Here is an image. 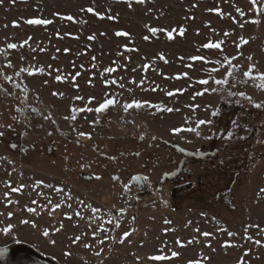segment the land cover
Masks as SVG:
<instances>
[{"label":"rangeland","instance_id":"1","mask_svg":"<svg viewBox=\"0 0 264 264\" xmlns=\"http://www.w3.org/2000/svg\"><path fill=\"white\" fill-rule=\"evenodd\" d=\"M257 7L259 14L250 0H0V46L8 53L7 58L0 55V69L14 79L21 67L44 68L20 77L28 89L27 105L38 110L37 117L15 112L14 106L23 107L21 96L11 85L1 84L6 94H0V247L31 264H43L38 257L53 264H264V108L239 97L222 99L220 93L193 99L203 87L216 86L196 81L207 77L202 69L218 65L189 59L236 56L233 63L244 70L252 63L264 72V0H257ZM31 18L52 23L29 25ZM252 19L260 23L249 22ZM149 28L162 31L152 33ZM241 37L247 43L237 48ZM25 40L28 43L19 46ZM209 40H223V51L203 49ZM8 43L18 46L7 49ZM8 61L12 67H5ZM190 64L193 67H187ZM109 67L114 71L104 72ZM225 70L214 75L223 78ZM183 73L188 75L176 78ZM237 76L243 79L239 71ZM113 79L116 84L105 85ZM181 89L187 90L175 91ZM229 90L264 102V90L252 81L231 84L230 78ZM106 92L122 93L121 103L135 98L179 111L145 107L125 113L116 107L101 113L96 123H90L97 121L94 111L71 119V108H83L90 96L100 101ZM33 94H38L37 101ZM193 104L199 107H187ZM217 107L219 115L213 117ZM49 113L52 119H45ZM197 119L212 121L201 126L199 137L170 131L194 127ZM234 120L241 127L226 141L221 137ZM23 124L27 129L21 139ZM79 132L91 133V138ZM14 142L19 145L15 150ZM21 146L32 150L22 153ZM46 146L57 147L56 164L38 152ZM112 174L118 175L116 180ZM137 174L146 178L142 192L132 184ZM9 180L12 187H26L13 193L6 185ZM55 204L60 206L53 210ZM93 208L100 211L93 213ZM9 224L12 228L5 234ZM124 232L130 235L121 243ZM205 232L211 235H202ZM77 236L80 240L73 243ZM161 249L165 255H179L149 259Z\"/></svg>","mask_w":264,"mask_h":264},{"label":"snow or ice","instance_id":"2","mask_svg":"<svg viewBox=\"0 0 264 264\" xmlns=\"http://www.w3.org/2000/svg\"><path fill=\"white\" fill-rule=\"evenodd\" d=\"M137 2L139 3H143V0H137ZM250 3L253 5V8L256 10L257 14H259L260 12V9L257 7V0H250ZM131 6V5H129ZM87 11L89 12H92L93 9L92 8H88ZM210 11H213V10H210ZM215 11L219 12V9H216ZM237 12L240 13L241 16L244 15V12L241 10V9H237ZM67 19L71 20L73 19V17L71 16H68ZM233 22H236L235 21V18H233ZM249 22L253 23V24H258L260 23V21L258 19H252L250 20ZM27 24L29 25H48L50 23H52L51 20H48V19H41V18H31V19H28L26 21ZM13 26H18L17 23L14 21L13 22ZM243 24L240 25L241 28H243ZM149 31L152 32V33H156L157 31H162V29H157V28H149ZM174 31V30H173ZM215 31V30H213ZM169 38H172V33L171 32H168L167 33ZM117 36H120V35H129L127 33H122V32H117L116 33ZM224 35L227 37L228 35H230V33L228 32H225ZM95 37L94 36H90L89 39H94ZM29 39H31V37H29ZM145 39H147V37H145ZM28 43L27 40L23 41L19 46H24ZM224 43L223 40H218V41H215V42H212L211 40H209V42L203 44L201 47L203 49H209V50H221L223 51V49L221 48V45ZM247 43V41L241 37L240 38V43L236 45L237 48H240V46L242 44H245ZM18 45L16 43H8L6 45V48L7 49H15ZM127 47V46H125ZM65 51H68L67 49H65ZM199 51V49H198ZM0 55H3L5 56V58H7L8 56V53L7 51L5 50L4 47L0 46ZM190 60L192 61H204L206 64H213V65H218V67L214 66V67H211L210 69H207V70H203L202 71H207V77L206 78H202V79H199L198 81H196V83L200 84V85H208L209 84V81H212L214 83V85L216 86H220V87H216V86H213L211 87L210 89L208 87H203L201 89V91H197L193 94V99H195L196 97L198 96H202L204 95V93H208V92H211V93H220L221 94V97L222 99H230L232 97H239V98H242L243 100H246L248 101L250 104H252L253 107H256L258 109H261V108H264V102H254L252 97L247 95L244 91H232V90H229L230 89V78H231V84H237V83H247L248 81H252L253 82V86L256 87L258 90H264V72H260L258 69L255 68V65H253L252 63H249L248 67H247V70H244L241 65L239 64H234L233 61L236 59V56H232V57H229L227 55L223 56V59L222 61L220 59H216V60H212L210 58H205L203 56H192L189 58ZM249 61L252 60V57L249 56L247 58ZM225 66H226V70L224 71V74H223V78H217L214 74L215 73H218L221 71V69H225ZM5 67H12V64H11V61H8L6 64H5ZM51 67V66H49ZM145 68L148 67V65H145L144 66ZM187 67L191 68L193 67V65H187ZM114 69L109 67V68H106L104 69V72H113ZM238 71L240 73H242V77L243 79H240L238 78L237 76V73ZM44 72V68L41 67L39 69H29V68H24V67H21L18 71L15 72V76L19 77L21 76L22 73H27L29 76L31 75H34L36 73H42ZM77 75H79V73H77ZM183 75V76H187L188 74L187 73H183V74H178L176 78H180V76ZM0 76H3V79L6 80V81H9L12 86L14 88H20L21 89V92L24 94L25 96V100L22 101V103H26V99H27V92H28V89L26 87H22L21 83H18L17 81L13 80L11 76H8V75H5L3 73V70L0 69ZM73 80L76 79L75 76L72 77ZM56 80L57 81H61L62 80V77L60 75H57L56 76ZM105 85H108V84H116L117 81L115 79L111 80V81H108V80H105L104 81ZM133 83H135V81H133ZM141 84L143 83V80H141L140 82ZM119 87L121 89H123L125 86L123 83L119 84ZM152 91H156V88H152L151 89ZM187 89H181V90H175V91H186ZM129 92H131L132 90L131 89H128ZM175 94V92H167L166 95L167 96H173ZM53 95H58V96H62L63 94L62 93H53ZM121 98H122V93H105L102 97V99L100 101H96V98L94 96H90L88 98V101L87 103L84 105L83 108H71L70 111H71V119L75 120L77 115L79 113H82V112H95L97 114V121H92L90 123H96L98 122V119H99V115L101 113H105L107 112L110 108H116V107H120L122 108L123 112L125 113H128L130 110H139V109H142V108H145V107H148V108H156L158 110H164V111H168V112H171V111H179V109H173V108H167V107H164L163 105H157V104H153L152 102L148 101V100H140V99H131V100H124L123 103H121ZM75 99L77 100H83V97H75ZM93 102H96L97 106L95 108H92V107H89L88 105L92 104ZM236 103H240V99H237L235 101ZM187 107H190L192 108L193 110L198 108L199 105H187ZM34 112L37 111V109L33 108L32 109ZM16 111L18 113H21L23 114L25 112V108L23 107H18L16 109ZM219 115V108L217 107L216 109H214L212 111V116L215 117ZM45 119H52L51 117V114L49 113V115L45 116L44 117ZM15 119V117H14ZM65 119H69V117H65ZM53 123H55V121L53 120ZM212 121L211 120H203V119H197L195 121V126L194 127H177V128H173L171 129L170 131H172L174 134L176 133H180L181 131H186V132H189V133H194L196 136H201V131H200V128L201 126H204V125H211ZM0 127H3V126H0ZM8 127H11V125H9ZM238 127H241V125H239V122L234 120L232 122V128L226 130V134L224 136H222L221 138L224 139V140H231L234 136H235V129L238 128ZM51 134V133H49ZM79 136H82V137H87V138H91V133H85V132H79L78 133ZM3 136V132L0 131V137ZM143 137V134H141V138ZM207 138H211V137H207ZM244 137H240V139H243ZM153 139H155V137H153ZM183 151V149H182ZM137 155H139V153H137ZM112 158V157H110ZM0 159H3V158H0ZM114 159V158H112ZM97 179H99V177H97ZM134 179H142V177H134ZM143 179H146V178H143ZM43 183L42 181H36V184H41ZM6 185L11 189V192L15 193V192H18L20 190H22L24 187H26V185H23V184H20L18 187H12L11 186V181H7L6 182ZM125 188H127V185H125ZM264 191V190H262ZM9 196V193L6 192L5 193V197H8ZM11 202V201H10ZM33 204L36 203V201H32ZM49 203H51V201H49ZM60 205L59 204H55L53 205V210L57 207H59ZM69 207H71V205H69ZM29 212H33L34 209L29 207L27 209ZM100 209L98 208H93L92 209V212L93 213H96V212H99ZM120 211H124V209H120ZM9 216H11L12 214L11 213H8ZM66 216H68V218H71V215L69 213H65ZM76 215H81L80 212H76ZM203 215V214H202ZM22 223H28V221H22ZM109 223H111V221H109ZM166 223H170L169 221H166ZM191 223V221H189V224ZM33 226L35 227V224L33 223ZM116 227H120L119 223L117 222L116 224ZM12 228V225L9 224L7 228H4L3 229V232L5 234L9 233V230ZM103 229V224H101L100 226V229L101 230ZM195 231L199 232V228H197ZM49 233H48V230H45L43 232V235L47 236ZM93 236L96 235V232H93L92 233ZM130 233L129 232H124L123 235L121 236L120 238V242L123 243L124 242V239L129 236ZM202 235L204 236H208V235H211V233H202ZM228 235H234L233 233H228ZM114 239L113 237H109V236H105L104 237V240H108V239ZM80 240V237L77 236L75 238V240L73 241V243H75L76 241ZM104 240H98L97 243L98 244H103L104 243ZM52 243H55L54 241ZM189 244L193 243V240H189L188 241ZM225 243H228L227 241ZM255 243L259 244L261 243V241L259 240H256ZM177 244H180L181 246H184L181 241L179 240V238H177ZM85 248L89 247L88 244H85L84 245ZM101 251H103V249H101ZM8 252V248L6 246L4 247H0V258H4L6 256ZM161 254L160 255H153V256H150L149 259L152 260V261H165V260H169L171 259L172 257H176L179 255V253H177L176 251H171V255H165L163 254V249L160 250ZM65 255H70V253H65ZM96 255H100V252H97ZM205 259H207L205 257ZM189 264H199V261H191L189 262ZM239 264V262H238Z\"/></svg>","mask_w":264,"mask_h":264},{"label":"flooded vegetation","instance_id":"3","mask_svg":"<svg viewBox=\"0 0 264 264\" xmlns=\"http://www.w3.org/2000/svg\"><path fill=\"white\" fill-rule=\"evenodd\" d=\"M5 74V73H4ZM5 75H8V74H5ZM8 76H10V75H8ZM20 77L21 76H19V77H17V76H15V78L13 79V80H15V81H17L18 83H20ZM1 84H6V85H11V88H12V92L14 93V94H17V92L19 93V95L21 96V99H22V101H24L25 100V96H24V94L21 92V89L20 88H14L13 86H12V84L9 82V81H6V80H4L3 79V76H0V94L2 95H4V94H6V90H5V88L1 85ZM23 87V86H22ZM16 96V95H15ZM33 100H34V94H33ZM38 100V99H37ZM37 100H34V101H37ZM27 102H28V92H27V99H26V103H22L23 104V108H25V111H26V113L24 112L23 114H21V113H19L20 115H22V117H23V115H25L24 116V118H26L28 115V113H29V115H30V110H29V107L31 106V105H27ZM19 106H14V111L15 112H17L16 111V109L18 108ZM39 115V114H38ZM30 116H32V115H30ZM32 117H37V116H32ZM24 118H22L23 119V121L25 120ZM28 118V117H27ZM26 129H27V126L25 125L24 126V124H23V130H22V133L20 134V138L21 139H24L25 138V131H26ZM38 129H41V126H38ZM18 142H20V140L18 141ZM18 142H14V143H12V148L15 150V149H17L18 148ZM19 149H20V152H22V153H26V152H28L29 150H32V147L31 148H27V147H25V146H21V147H19ZM39 149L40 150H38V152H41L42 154H45L48 158H50L51 160V162L53 163V164H56L57 162H56V157H55V155L54 154H56L57 153V147L56 146H46V147H39ZM137 155V154H136ZM54 157V158H53ZM48 158H46V159H48ZM48 161H49V159H48ZM85 175H87V176H84V178L85 179H88V180H90V177H91V175H89V174H85Z\"/></svg>","mask_w":264,"mask_h":264},{"label":"water","instance_id":"4","mask_svg":"<svg viewBox=\"0 0 264 264\" xmlns=\"http://www.w3.org/2000/svg\"><path fill=\"white\" fill-rule=\"evenodd\" d=\"M37 99H38V94H34V100H37ZM33 108H35L33 105H31V106L29 107L30 115H32V116H38V114H39L38 110L34 112V111L32 110ZM35 109H36V108H35ZM25 113H26V111H25ZM142 140H143V137L141 138V136L139 135V136H138V142H142ZM136 156L139 157V155H136ZM137 176L142 177V176L139 175V174L134 175V176L132 177V179H131V180H132V184L134 185V189H135L137 192H142V191H144V190L146 189V184H145L143 178H142V179H139V180L134 179V177H137ZM111 177H112L113 180H116L117 177H118V175H116V174H112Z\"/></svg>","mask_w":264,"mask_h":264},{"label":"trees","instance_id":"5","mask_svg":"<svg viewBox=\"0 0 264 264\" xmlns=\"http://www.w3.org/2000/svg\"><path fill=\"white\" fill-rule=\"evenodd\" d=\"M231 206H228L225 208H227L229 211H231L232 209L230 208ZM227 210V211H228ZM30 253V252H29ZM31 254V253H30ZM39 262H42L43 264H53L52 262H50L49 260L47 259H43L42 257H38V263ZM0 264H31V263H22L19 258H17V254L16 253H13V254H6V256L4 258H0ZM40 264V263H39Z\"/></svg>","mask_w":264,"mask_h":264}]
</instances>
